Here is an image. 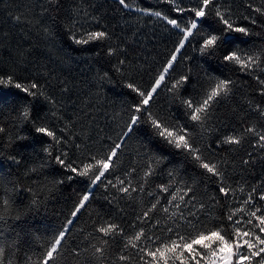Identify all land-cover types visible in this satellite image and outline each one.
Segmentation results:
<instances>
[{"label": "trees", "instance_id": "1", "mask_svg": "<svg viewBox=\"0 0 264 264\" xmlns=\"http://www.w3.org/2000/svg\"><path fill=\"white\" fill-rule=\"evenodd\" d=\"M126 2L130 9L118 0H0V75H12L24 83L35 81L47 95L28 97L15 88L0 86V127L5 128L0 133V199L8 200L7 207L0 208V264H39L46 244L66 224L86 187L94 192L93 198L72 228L57 264H86L88 260L96 264L92 245L100 242L88 230L109 218L122 223L126 235L109 238V244L104 245L105 264H141L139 254L127 247L126 241L141 227L149 230L142 213L157 200L160 203L149 211V218L154 225L159 221L151 231L161 236L168 235L165 227H179L174 222L179 216L169 219L173 211L183 210L187 217L191 209L204 222L202 226L211 228L219 223L227 225L225 231L231 233L233 225L226 219L229 213L235 212L233 219L242 220L235 227L245 228L250 227L243 223L249 219L247 212L257 206L264 208V201L258 200V194L264 192V149L254 147L251 137L239 145L216 148L218 138L264 124L260 112L264 109V85L257 79L264 78V14L254 11L264 9V0H217L234 22L249 29L247 36L233 33L234 48L225 50L261 54L260 68L255 72L234 71L233 66L220 62V54L202 55L196 39L181 50L174 71H170L171 76L190 74L186 98L194 100L204 94L202 83L218 78L233 82L230 94L215 105L208 125L197 126L190 133L194 143L206 156L212 153L209 159L224 171L222 182L201 174L203 170L189 155L167 146L147 124H140L106 174L113 184L117 178L131 180L138 191L129 197L118 191L122 185L112 187L105 181L93 186L87 178L70 174L44 152L52 143L50 138L37 135L30 121H22L20 113L27 106L37 123H46L65 138L62 144L53 143V155L66 152L67 159L78 164L89 156L103 158L128 120L129 108L140 99L126 85L131 82L147 88L179 39L171 25L148 14L160 11L170 18L179 17L170 0ZM196 2L177 0L183 8ZM211 11L214 14L215 9ZM214 20L213 15L207 24ZM93 30L106 31L109 39L86 45L70 39L72 34ZM109 50L114 54L109 55ZM151 110L169 124L192 126L167 91L159 92ZM69 175L74 178L69 180ZM221 183L229 189L227 197L218 191ZM176 188L181 189L177 196L191 188L194 200L176 209L179 199L168 203ZM250 193L253 203L244 204ZM34 199L38 204H33ZM162 206H168L169 213H164ZM184 230L186 227L181 228ZM74 241L80 248L77 255H73ZM121 254L128 259L120 261Z\"/></svg>", "mask_w": 264, "mask_h": 264}, {"label": "snow or ice", "instance_id": "2", "mask_svg": "<svg viewBox=\"0 0 264 264\" xmlns=\"http://www.w3.org/2000/svg\"><path fill=\"white\" fill-rule=\"evenodd\" d=\"M118 3L125 9H130V5L126 0H118ZM170 3L174 5L173 10L181 14L179 17L170 18L160 11H153L148 14L166 22V25H171L172 29L175 30L174 34L179 36L178 42L159 74L155 76L147 88H142L131 82L126 85L140 99L129 108L128 120L103 158L89 156L86 162L81 161L78 164L76 161H69L66 152L53 155V143L62 144L65 138L57 135L56 131L46 123H37L31 116L30 109L27 106L21 110L20 118L22 121H30L37 135L50 138L52 143H49L48 147L44 149L48 157L70 174L87 178L93 186L105 181L112 187L122 185V187L118 188V191L127 194L129 197L132 196V193L138 191L137 187L132 186L131 180L125 181L117 178L116 183L113 184L106 174L110 172L111 166H114L116 160L119 159V154L122 152L125 143L131 138L140 124H147L153 135L167 146L189 155L192 160L197 162L198 167L203 170L201 174H210V176L216 177L221 182L225 176L218 163L209 159L212 153L206 156L204 150H201L194 143L190 133L197 126L204 128L208 125L209 121L213 119L215 105L230 94V86L233 82L229 79L218 78L214 82L209 81L207 85L202 83L201 88L204 89V94L199 100H194L186 98L189 97L187 86L191 83L190 74L182 73L178 76H171L170 71H174L178 54L181 53L186 44H191L193 39L197 40L199 52L202 55L216 57L220 54V62L224 65L233 66L234 71L255 72L260 68L261 54L225 50L234 48L236 40L232 36L233 33L247 36L249 29L234 22L231 18V13L221 10L217 0H197L195 6L188 8L180 7L177 0H170ZM212 9H215L214 14L211 11ZM135 10L144 11L143 9ZM254 11L264 14V9L256 8ZM184 12H188L189 15L183 16ZM213 15L215 20L213 23L207 24L208 19ZM252 22L255 23L256 21L253 20ZM205 24H207V30H205ZM70 39L77 45H86L90 42L105 41L109 39V34L103 30H93L82 33L79 36L72 34ZM108 54L113 55L114 50H109ZM119 63L123 64L124 61L121 60ZM105 75L107 74L105 73ZM257 79L261 85H264V78L257 77ZM0 86L3 88H15L25 93L28 97L39 95L47 98L46 93L37 82H20L12 75H0ZM160 91L170 93L172 99L184 109L186 119L192 124L191 127H177L169 124L166 118L161 117L159 113L152 112V102H154ZM260 112L264 116V109H261ZM4 131L5 128L0 127V133ZM65 131H67V128ZM249 137H251L250 142L254 147L264 149V124L260 125L259 129L255 125H250L242 129L239 135L230 134L222 139L218 138L216 148L220 149L224 145H239L244 139ZM12 159L15 160V157H12ZM16 162L19 163L18 160ZM149 171H151L150 165ZM73 178V175L68 176L69 180ZM162 190L168 192L169 189L163 187ZM218 191L225 197L229 195V189L224 187L223 183H221ZM180 192L181 189L176 188L171 195V201H168L169 204H172L179 199V203L174 205L176 209H181V204L187 206L190 201L194 200V193H192L191 188L184 189L183 194L177 196ZM190 193L192 194L190 195ZM93 195L94 192L86 187L80 199L73 206L70 216L66 218V224L46 244L41 253L39 264H57L58 259L65 252L64 245L67 243L72 228L75 227L80 217L87 211L88 202L93 198ZM185 197L188 199L186 200ZM258 200L264 201V192L258 194ZM159 203V200L152 203L149 211L156 209ZM251 203H253V196L250 193L244 204ZM33 204H38V201L34 199ZM7 205V199H0V208H6ZM162 207L164 213H169L168 206ZM193 207H195L194 204ZM204 207L203 204L200 205L201 209ZM149 211L142 213L143 220L148 221L147 228L149 230L146 231L145 227H141L134 235L129 236L126 241V246L139 254L141 264H264V208L260 206L247 212L249 219L243 221V223L250 225V227H235V225L241 224L242 220L240 218L233 219L235 212L229 213L226 219L233 225L231 233L225 231L227 225L221 227L219 223L214 224L211 228L202 226L204 222L191 209L188 210L187 217L183 215V210L179 213L173 211L170 213L169 219L174 220V218L179 216L180 219L174 220L179 227H173L172 225L165 227L163 231L168 233L165 236L157 235L151 231L152 228L157 227L159 221L156 222V225L152 224L149 218ZM240 211H244V209L241 208ZM223 219L224 217L221 218V220ZM110 220L111 218L105 223L95 225L88 230L91 237L100 242L92 245L94 249L92 255L96 264H105L107 249L104 245L109 244V238L114 237L118 233L125 234L122 223L110 222ZM185 227L186 230L181 231V228ZM157 231H159V228H157ZM82 238L83 236L78 239ZM84 247L87 248L88 243ZM72 248L73 255L79 254L80 248L75 241ZM2 253L3 249H0V254ZM127 259L126 255L121 254L119 256L120 261H126ZM86 264H93V260H88Z\"/></svg>", "mask_w": 264, "mask_h": 264}]
</instances>
